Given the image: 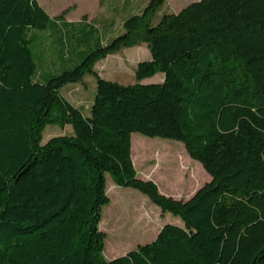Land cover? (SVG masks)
<instances>
[{
  "label": "trees",
  "instance_id": "1",
  "mask_svg": "<svg viewBox=\"0 0 264 264\" xmlns=\"http://www.w3.org/2000/svg\"><path fill=\"white\" fill-rule=\"evenodd\" d=\"M165 3L150 0L105 44L37 0H0V264H264V0H200L156 23ZM49 29L60 54L46 59L63 72L42 78L31 33ZM142 44L151 60L136 84L95 71ZM88 75L97 93L85 115L63 90ZM50 125L73 134L42 145ZM134 134L183 144L211 181L188 201L163 195L138 176ZM107 175L182 226L107 261Z\"/></svg>",
  "mask_w": 264,
  "mask_h": 264
},
{
  "label": "rangeland",
  "instance_id": "2",
  "mask_svg": "<svg viewBox=\"0 0 264 264\" xmlns=\"http://www.w3.org/2000/svg\"><path fill=\"white\" fill-rule=\"evenodd\" d=\"M197 1L200 0H166L165 5L156 15L155 22L158 23L164 15L177 14ZM40 2L52 19L67 16L74 24L82 23L97 27L104 43L107 44L123 33L124 23L128 18L142 15L150 0H40ZM54 35L51 29L31 33L34 57L40 70L48 73L47 76L63 72L58 68L52 70L51 60L46 59L48 54H53L56 61L59 58L60 49L50 44L51 39H55ZM41 58L45 59L42 60L43 64H40ZM150 60L151 52L146 44H142L125 48L109 56L97 64L95 71L107 81L133 85L137 83L138 65ZM163 80L164 75L158 74L142 81L141 84H161ZM63 93L67 100L82 109L85 115H90L97 93L96 79L88 75L82 83L67 86ZM72 134L71 126L63 129L50 125L44 131L42 145L54 137ZM131 157L141 179L153 181L163 195L176 200H190L211 181V177L202 165L190 158L184 145L178 142L150 139L134 134ZM107 195L110 204L103 210L100 225L101 231L107 235L104 252L107 261L122 257L139 246L152 243L165 225L182 226L183 224L179 218L171 214L163 215L161 210L141 193L117 187L109 175H107ZM119 248H124V252L115 254V250ZM110 254H113L112 257Z\"/></svg>",
  "mask_w": 264,
  "mask_h": 264
},
{
  "label": "crops",
  "instance_id": "3",
  "mask_svg": "<svg viewBox=\"0 0 264 264\" xmlns=\"http://www.w3.org/2000/svg\"><path fill=\"white\" fill-rule=\"evenodd\" d=\"M38 2H39V4L41 5V7L46 11V9L44 8V6L41 4V2H40V0H37ZM178 14V13H177ZM49 15V14H48ZM50 16V15H49ZM64 21L66 22V23H69V24H74V23H72L69 19H68V17L66 16V18H64ZM53 65V64H52ZM47 75H48V73H46V71L44 72V70L42 71V73H41V77L42 78H46L47 77ZM168 197V196H167ZM112 255L113 254H110V257H112ZM119 258V257H118ZM112 259H116V258H112Z\"/></svg>",
  "mask_w": 264,
  "mask_h": 264
}]
</instances>
